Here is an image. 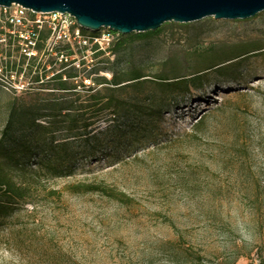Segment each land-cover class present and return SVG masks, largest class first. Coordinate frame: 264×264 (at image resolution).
I'll return each mask as SVG.
<instances>
[{"label":"rangeland","instance_id":"rangeland-1","mask_svg":"<svg viewBox=\"0 0 264 264\" xmlns=\"http://www.w3.org/2000/svg\"><path fill=\"white\" fill-rule=\"evenodd\" d=\"M160 28L134 36L115 54L106 52L103 61L92 58V43L105 49L138 33L80 27L83 35L59 43L74 52L67 67L78 76L67 79L79 98L50 94L49 86L35 82L29 90L8 92L0 81V139L10 110L6 141L17 150L28 145L26 166L35 170L43 136L25 115L51 104H91L89 95L103 88L92 78H109L113 69L139 67L150 78L137 93L119 91L128 111L102 113L89 136L57 132L66 144L58 148L67 157L61 175L49 177L45 165L36 177L16 173L27 180L28 194L0 228V264H264V48L242 59L233 79L209 71L205 87L187 94L160 95L151 83L174 57L181 61L180 74L193 72L185 57L195 48L242 40L264 44V10L243 19L209 16ZM12 56L17 63V53ZM59 58L51 45L40 52L42 63L53 59L58 67ZM151 106L165 108L140 115ZM202 115L205 122L194 128ZM84 185L103 189L85 191Z\"/></svg>","mask_w":264,"mask_h":264},{"label":"trees","instance_id":"trees-1","mask_svg":"<svg viewBox=\"0 0 264 264\" xmlns=\"http://www.w3.org/2000/svg\"><path fill=\"white\" fill-rule=\"evenodd\" d=\"M160 29L159 27L155 30L138 32L137 35L129 34L116 41L108 42L105 49H102L96 42L92 43L90 46L92 58L97 59L106 52L115 54L126 44V41H132L134 36L137 38L150 36L158 33ZM80 32H82V35L85 33L83 30H80ZM94 36L96 34L91 35V41ZM47 37L48 33L45 31L40 34V41L37 44V51L39 53L45 51ZM263 45V42L260 40H242L229 43H213L205 48H195L194 51L185 57L186 60L192 63L193 72L180 74L178 65L181 61L179 58L174 57L165 62L159 72L152 76L151 83L160 95H182L190 93L192 90L203 89L207 83L209 71H213L217 77L233 79V72L239 68L243 61L242 59L250 54L260 52L264 48ZM85 48L86 46L78 48V53L84 52ZM55 49L57 55L62 54L67 56L66 60L64 58L58 59V67H56V60L48 59L42 63L41 60L37 62L36 58H32L25 68V73L31 74L34 81L40 80V83L49 86L46 88L51 90L50 94H53L57 90L65 95H75L76 98H79L76 85L68 80L78 76V70L74 66L67 67L73 63L72 60L68 61V57L74 54L72 47L69 45H58ZM6 55L9 57L11 53L8 51ZM103 59L105 58H99L101 61ZM6 63L8 67L11 66L21 71L23 70L24 59L20 57L17 63L11 62L8 59ZM80 63L83 64L84 60H80ZM98 70L99 68H93L95 72ZM48 72L52 73L49 78H47ZM148 80H150L149 75L145 74L139 67H131L119 72L113 69L110 72L109 78L102 75H96L92 78V81L97 86L101 85L103 88L89 95V99L92 101L91 104L81 106H75L71 103L65 106L51 104L40 107V114L25 115V119L29 120L30 126L39 127L40 135L43 136L40 138L42 153L35 170H29L30 168L26 166V158H30L31 156L30 151L26 150L29 146L23 144L20 150H17L9 141H6V138L9 137L10 129V120L8 119L11 116V112L9 110L7 112V121L3 126L2 138L0 139V228L7 219L13 216L14 203L23 201L28 194L29 184L26 183L27 180L18 179L16 173H18V177L35 175L42 168V165H45V173L49 177L61 175L65 171L64 169H68V166L62 165L63 163H67V157L64 151V154H60L58 148H64L66 144L58 141L57 137L60 134L62 136L75 137L89 136V128L97 123L102 113L108 112L114 115L128 111L129 108L125 101L121 100L117 95L119 91L130 88L133 92L137 93ZM90 90H93V88ZM164 108V106H151L140 115L150 117L153 113H161ZM38 118H40V123L36 121ZM206 118L207 115H202L194 124V128L202 125ZM29 135H32V133ZM83 188L85 191L103 189L98 185H84ZM231 264L234 263L232 262Z\"/></svg>","mask_w":264,"mask_h":264},{"label":"water","instance_id":"water-1","mask_svg":"<svg viewBox=\"0 0 264 264\" xmlns=\"http://www.w3.org/2000/svg\"><path fill=\"white\" fill-rule=\"evenodd\" d=\"M40 12L69 13L84 29L108 28L122 34L155 30L166 22L204 17L243 19L264 10V0H0Z\"/></svg>","mask_w":264,"mask_h":264},{"label":"built area","instance_id":"built-area-1","mask_svg":"<svg viewBox=\"0 0 264 264\" xmlns=\"http://www.w3.org/2000/svg\"><path fill=\"white\" fill-rule=\"evenodd\" d=\"M43 31L48 33L45 49L61 42L70 43L81 33L80 26L69 13L34 11L19 4L0 5V81L6 91L22 92L31 89L34 82L40 83V80L34 81L32 75L25 76V68L32 58L40 60L37 44ZM14 53L24 59L21 71L6 63ZM66 57L61 54L59 60H66Z\"/></svg>","mask_w":264,"mask_h":264}]
</instances>
